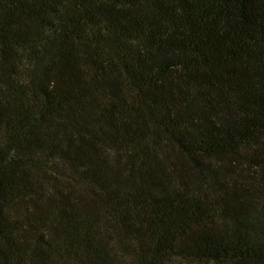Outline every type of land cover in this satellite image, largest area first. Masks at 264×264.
<instances>
[{
  "label": "trees",
  "instance_id": "trees-1",
  "mask_svg": "<svg viewBox=\"0 0 264 264\" xmlns=\"http://www.w3.org/2000/svg\"><path fill=\"white\" fill-rule=\"evenodd\" d=\"M0 264H264V0H0Z\"/></svg>",
  "mask_w": 264,
  "mask_h": 264
}]
</instances>
